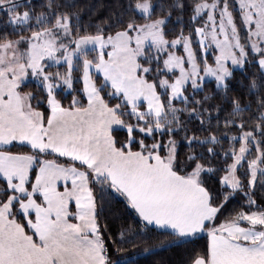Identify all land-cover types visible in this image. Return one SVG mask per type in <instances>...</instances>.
<instances>
[{"label": "snow or ice", "instance_id": "snow-or-ice-1", "mask_svg": "<svg viewBox=\"0 0 264 264\" xmlns=\"http://www.w3.org/2000/svg\"><path fill=\"white\" fill-rule=\"evenodd\" d=\"M39 7L0 0V264H146L195 238L181 264H264V0H195L187 24L184 0H128L94 31L73 0Z\"/></svg>", "mask_w": 264, "mask_h": 264}, {"label": "trees", "instance_id": "trees-1", "mask_svg": "<svg viewBox=\"0 0 264 264\" xmlns=\"http://www.w3.org/2000/svg\"><path fill=\"white\" fill-rule=\"evenodd\" d=\"M45 0H32L33 5L36 6V10L40 11L41 8L39 7ZM158 3H162L165 5V11H167V5L171 3V0H156ZM195 0H184V3L188 6L186 7L183 13L184 23H188V18L191 14L190 6L194 3ZM75 8L72 9L73 11H77L80 17V23L88 27L89 30L94 31L98 25L102 26L105 23H110L116 19V16L119 15L122 11H124L123 6L128 3V0H73ZM157 14L163 15V12H160L159 9L157 10ZM2 15V14H0ZM129 15H132L131 12H125L124 18L126 19ZM178 12L176 10H172V20L175 21ZM174 27H179V25H174L173 23H169L168 28L172 29ZM188 28H185L187 31ZM169 38L172 37L173 32L168 33ZM50 71H54L55 69H49ZM255 71V66H253L249 72ZM240 73L237 72L236 78L233 81V89L236 90L239 88V81H240ZM22 90H35L37 91L38 95L39 89L37 88L36 82L32 79H29V82L25 85V88ZM205 93H209L211 96L210 101L208 102V106L212 107L215 104H222L223 111L219 114V119L222 121L224 118L225 112L230 110V104L225 102L221 96L220 91L215 86V81L210 80L204 86L203 91L198 92L197 95L202 97ZM247 98V97H246ZM70 99V97H69ZM35 104V101H33ZM190 107L193 105H189ZM245 116L247 117L248 114L246 113ZM216 114L213 113V125L215 124ZM189 128L198 129L199 128V121L193 119L189 122ZM220 131L223 132V126L221 125ZM235 132V129L232 130ZM199 134L205 135V132H200ZM174 138L178 142V148L180 151L181 156H186L188 153V146L183 141V132L174 134ZM166 139V137H165ZM224 142V147H228V141L226 137H222ZM219 148V146H217ZM206 159L211 165H219L223 163V160H218L217 158L208 157L205 154ZM218 174H207L205 178L208 180L209 185L213 187L218 186L217 180ZM256 199L257 203H264V190H261L259 187L256 189ZM242 202V197L237 194L236 198L231 201L227 205L228 209H232L238 206ZM108 213L106 212L105 215ZM111 223V221H109ZM112 230L115 232L117 230V225H112ZM205 238H195L190 240L185 244L175 245L171 248L165 249L164 251L157 252L153 256H141L138 259L146 261V264H152L153 261H163L164 264H181V262L187 261L188 258L193 254L195 250H198L200 246L204 243Z\"/></svg>", "mask_w": 264, "mask_h": 264}, {"label": "rangeland", "instance_id": "rangeland-1", "mask_svg": "<svg viewBox=\"0 0 264 264\" xmlns=\"http://www.w3.org/2000/svg\"><path fill=\"white\" fill-rule=\"evenodd\" d=\"M61 70H63V69H61ZM31 79V78H30Z\"/></svg>", "mask_w": 264, "mask_h": 264}]
</instances>
